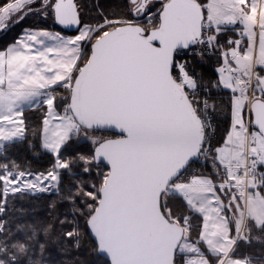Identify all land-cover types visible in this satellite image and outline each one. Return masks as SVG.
I'll list each match as a JSON object with an SVG mask.
<instances>
[{
  "label": "snow or ice",
  "instance_id": "6c2138e0",
  "mask_svg": "<svg viewBox=\"0 0 264 264\" xmlns=\"http://www.w3.org/2000/svg\"><path fill=\"white\" fill-rule=\"evenodd\" d=\"M36 3L0 0V28L20 23ZM126 7L125 16L101 14L80 26L72 0H41L40 10L78 26L77 34L26 29L0 50V151L26 138L25 108L47 105L41 146L56 157L34 178L14 162L0 164V264H42L40 236L52 225L12 231L2 215L10 196L57 188L59 170L73 164L85 174L95 167L99 182L68 189L73 220L60 223L83 218L108 264H264L238 254L240 240L264 234V0H160L155 12L154 0H127ZM229 26H240L247 47L229 39L222 51L212 87L230 90L231 126L213 153L210 89L176 57L224 49L218 36ZM57 87L67 95L58 97ZM74 138L90 141L92 153L62 159ZM201 155L216 175L186 178ZM79 236L77 226L63 233L76 246Z\"/></svg>",
  "mask_w": 264,
  "mask_h": 264
},
{
  "label": "trees",
  "instance_id": "16d2710c",
  "mask_svg": "<svg viewBox=\"0 0 264 264\" xmlns=\"http://www.w3.org/2000/svg\"><path fill=\"white\" fill-rule=\"evenodd\" d=\"M80 4L83 15L81 22L90 25L96 24L101 18V14L113 19L122 17V15H114L113 13L125 9L123 4L116 0H105L98 4L100 7L97 6L94 0H81ZM26 27L54 28L66 32L55 24L52 17H40L32 11L20 23L15 21L8 23L1 31L0 49L13 42ZM235 36L236 34L234 35L232 29L227 28L219 34L218 41L222 42L224 48H228L227 39ZM215 50L216 52L221 51L219 48ZM85 51L87 54L88 50ZM176 59L179 62L188 61L189 71L196 76L202 89L203 86L210 89L208 97L212 105L215 106L212 113L217 123L214 148L218 147L222 144L230 128L231 108L229 91L222 87H212L218 81L217 68L222 65L221 56L218 53L198 56L180 52ZM55 90L58 97L67 95L62 87H57ZM63 106V104H60L57 110L60 111ZM46 110L47 105L24 110L26 138L23 141L6 143L4 150L0 151V164L7 163L11 167L14 162L20 170L30 172L33 175L46 174L52 169L56 157L41 146L42 124ZM92 151L93 146L90 141L77 142L74 138L62 147L61 158L70 160L81 154L89 155ZM59 171L60 180L57 188L48 192H38L23 197L19 195L10 196L8 198L7 213L2 215L6 227L15 231L17 225H52L50 236L45 237L43 234L40 236L41 241L45 244L43 252L37 250V255L42 264H108L107 260L97 253L96 244L89 236L83 218L79 219L78 225L67 222L60 223L65 218L68 221L73 220L71 205L63 199L64 194L67 193L69 188H75L78 183H83L89 189L92 183H98L97 169L94 167L91 173L85 174L81 166L73 164L70 171ZM206 175L215 176L211 173ZM216 182L220 181L217 180ZM0 192H2V187H0ZM74 226H77L80 232L78 246L75 242H66L63 239V233L71 230ZM252 236H260L261 240L252 239L251 242L240 240L238 254L264 257V242H261L264 241V234L253 232ZM254 264H257V262L254 261Z\"/></svg>",
  "mask_w": 264,
  "mask_h": 264
},
{
  "label": "built area",
  "instance_id": "2783aa9c",
  "mask_svg": "<svg viewBox=\"0 0 264 264\" xmlns=\"http://www.w3.org/2000/svg\"><path fill=\"white\" fill-rule=\"evenodd\" d=\"M181 53L189 54L188 50H182ZM212 54H215V49H205L203 52V55H212ZM205 95L208 96V93H206ZM201 99H204V96H201ZM209 104L212 105L210 99H209ZM63 108L64 106L60 110L61 113L63 112ZM209 111L211 112V127L209 128L208 132H209V138L211 140V146L214 152L215 148L213 144L217 133V123L212 113V109H209ZM200 170H202L205 174H209L210 172L216 173L213 167L212 160L206 157L205 155H201L199 159H196L195 162L190 164V166L187 168V171L184 173V176L186 178H191ZM260 171H264V168H261Z\"/></svg>",
  "mask_w": 264,
  "mask_h": 264
},
{
  "label": "rangeland",
  "instance_id": "374dc122",
  "mask_svg": "<svg viewBox=\"0 0 264 264\" xmlns=\"http://www.w3.org/2000/svg\"><path fill=\"white\" fill-rule=\"evenodd\" d=\"M159 6H160V3L158 4V7H156L154 10H157V8H159ZM84 25H90V24H83L82 26H84ZM5 28V27H4ZM4 28H0V33H1V31H3L4 30ZM231 28V27H230ZM26 29H28V30H47V31H51V32H59L62 36H65V37H72V36H75L76 34H77V31H75V32H72V33H69V32H62V31H60V30H58V29H54V28H49V29H47V28H40V27H26L25 29H23L20 33H19V35L17 36V38L13 41V42H10L8 45H6L4 48H2V49H0V50H6L10 45H12V44H14L15 43V41L17 40V39H19L21 36H22V34L24 33V31L26 30ZM247 47V46H246ZM226 50H227V48H226ZM86 52V51H85ZM188 54V53H187ZM221 56V60H222V65H223V56L222 55H220ZM221 65V66H222ZM221 66H219V67H221ZM218 67V68H219ZM217 68V69H218ZM218 73V72H217ZM262 74H264V72L262 73ZM218 77H219V73H218ZM229 91V94H230V100H231V93H230V90H228ZM230 104H231V102H230ZM244 118H245V120H247L248 119V112H247V109H245L244 110ZM230 126H231V108H230ZM230 129V128H229ZM76 139V138H75ZM83 140H85V139H83V138H79V139H76V141L77 142H80V141H83ZM223 144V143H222ZM211 174H215L216 175V173H212V172H210ZM44 174V173H43ZM35 175H38V174H34L33 176H32V178H34L35 177ZM195 175H205V176H207L202 170H200V171H198ZM219 183V182H218ZM53 190V189H52ZM229 215H231V213H229ZM233 232H234V229H233ZM244 241V240H243ZM245 242V241H244Z\"/></svg>",
  "mask_w": 264,
  "mask_h": 264
},
{
  "label": "flooded vegetation",
  "instance_id": "af4514ba",
  "mask_svg": "<svg viewBox=\"0 0 264 264\" xmlns=\"http://www.w3.org/2000/svg\"><path fill=\"white\" fill-rule=\"evenodd\" d=\"M95 3L97 4V6H99L98 4L104 2L105 0H94ZM116 1H119L120 3L123 4V6L125 7L124 11H115L113 14L116 15L118 14L119 16H124L125 13L127 12V7H126V4H127V0H116ZM74 2L76 3V6H77V10L79 12V17L82 21V10H81V0H74ZM154 3H155V7L152 8V11L155 12L156 10H154L156 7H158V4L160 3V0H154ZM100 7V6H99ZM41 9V0H37V3L35 4V10H33V12H35V14H37V16H40V17H52L54 19L53 16L51 15H46ZM83 23L81 22V25L82 26Z\"/></svg>",
  "mask_w": 264,
  "mask_h": 264
},
{
  "label": "crops",
  "instance_id": "0c3cea01",
  "mask_svg": "<svg viewBox=\"0 0 264 264\" xmlns=\"http://www.w3.org/2000/svg\"><path fill=\"white\" fill-rule=\"evenodd\" d=\"M206 2V1H205ZM231 27V29H232V32H234V35L236 34V36L235 37H229L228 39H227V42H228V40L229 39H231V40H233V41H235V40H237V39H239V40H241V45H240V47L241 48H246V46H247V37L246 36H244V37H242L240 34H239V32H240V26H229L228 28H230ZM63 32V31H62ZM219 44L220 45H222V42H219ZM232 47H235V45H232ZM218 49V48H217ZM220 50V49H219ZM224 50H226V48H224V49H221V51H224ZM26 109V108H25ZM56 111L57 112H59L57 109H56ZM46 112H47V110H46ZM45 118V117H44ZM56 121H53V123H55ZM42 129H43V124H42ZM42 134V133H41ZM223 143V142H222ZM222 145V144H221ZM233 234H235V232H233Z\"/></svg>",
  "mask_w": 264,
  "mask_h": 264
},
{
  "label": "water",
  "instance_id": "95a60500",
  "mask_svg": "<svg viewBox=\"0 0 264 264\" xmlns=\"http://www.w3.org/2000/svg\"><path fill=\"white\" fill-rule=\"evenodd\" d=\"M72 2L76 5V3L74 2V0H72ZM78 11V10H77ZM79 13V12H78ZM80 18V17H79ZM81 20V19H80ZM54 22H55V24L59 27V28H61L62 30H64V31H66V32H69V33H72V32H75V31H77V28H78V26H68V27H65V26H63V25H59L58 23H56V21H55V19H54ZM87 230H88V233H89V236L91 237V239L94 241V243L96 244V241H95V238H94V236L91 234V232H90V230L87 228ZM96 247H97V245H96ZM97 253L100 255V256H102L103 258H105L106 259V257H104L103 256V254H100L99 252H98V250H97Z\"/></svg>",
  "mask_w": 264,
  "mask_h": 264
}]
</instances>
